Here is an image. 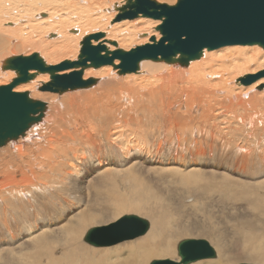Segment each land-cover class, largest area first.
<instances>
[{"label":"bare ground","instance_id":"bare-ground-1","mask_svg":"<svg viewBox=\"0 0 264 264\" xmlns=\"http://www.w3.org/2000/svg\"><path fill=\"white\" fill-rule=\"evenodd\" d=\"M60 2L64 0H0V81H4L0 82V86L16 77L15 70L4 69L3 65L7 58L19 55L17 52L20 51L22 55L37 51L49 64H57L66 58L74 60L78 58L86 36L98 30H104L101 32L105 35L99 41L93 39V44L105 41L110 50L116 47L108 42L114 40L106 37L109 33L125 50H130L131 44L150 42L142 40L141 36L144 30H147L146 34L154 30L151 18L131 22L127 19L124 23L111 24L124 0H78L62 5ZM115 10L118 11L116 15ZM41 16H45L46 20L38 22ZM22 20L26 21V25H22ZM160 37L161 33L157 34V38ZM118 61L115 63L120 64ZM262 67L263 48L232 45L205 50L200 59L192 60L188 66L147 59L141 61L137 73H121L120 69L115 71L110 66L89 67L84 71V78L94 76L96 82L61 95L42 90V86L50 80L48 73L30 70L37 73L36 79L21 83L24 85L14 90L29 91L33 99L46 100L43 121L0 149V220L9 229L1 214L18 217L20 212L31 211L33 215L51 218L50 221L36 218L34 225L24 226L30 234L27 238L33 239L31 243L38 236H42L41 242H44L34 243L36 250L33 257H25L24 264H151L154 258L180 262L179 252L174 256L172 240L157 233L156 229L120 250L98 252L103 258L85 260L83 252L86 250L90 254L91 251L81 241L84 228L100 222L111 224L130 211L142 210L145 207L142 204L144 198L158 200L160 204L163 199L161 192L152 189L149 184L144 185V180L138 176L143 164L153 162L151 171L169 179L179 178L185 183L202 179L206 165H187L184 160L166 158L161 155L162 145L154 151L146 149L145 145L151 142L144 132L165 138L176 136L179 142L183 135L189 133L193 144L201 147L197 155H205L206 149L212 151L214 143L206 138L205 144H201L204 138H198L199 134L212 139L221 138V131L213 124L218 120L217 112L221 111L220 116L226 115L230 120V131L222 137L228 145L229 142L239 144L232 138L240 136H228L232 128L238 131L241 126L251 130L247 138L258 139V144L264 142V134H261L264 133V90L244 87L237 82L238 77L250 71L256 73ZM263 82L264 78L260 83ZM245 144L255 146L250 140ZM262 148L264 151V145ZM242 151L246 154L244 148ZM214 175L217 173L214 172ZM131 177H134L133 183ZM216 177H221L218 182L228 179L237 181L238 189L255 187L249 182L238 181L232 170ZM260 178L257 187L264 191V176ZM108 184H117L124 190L101 187ZM68 192L70 194L64 196ZM28 195V199L24 197ZM92 196L101 203L111 202L116 207L114 218L105 220L104 216L98 217L94 213H79L69 218L68 227L54 238V242L46 239L47 232L53 227L51 223L79 209L82 201L89 208ZM40 200L41 204H38ZM50 201H57L60 208H52ZM30 215L22 217L30 219ZM118 215L121 216L116 218ZM173 219L170 229L178 224ZM180 234L182 231L178 232ZM210 235L214 237L213 233ZM9 236L16 239L12 231ZM244 238L247 239V246L239 256L244 254V259L264 264V234L246 232ZM47 242L49 245L45 244ZM16 243L7 245L14 246ZM214 245L217 259L205 258L192 263L233 264L222 252L220 238ZM1 246L5 245L1 243ZM59 251L61 256L57 254Z\"/></svg>","mask_w":264,"mask_h":264},{"label":"rangeland","instance_id":"rangeland-1","mask_svg":"<svg viewBox=\"0 0 264 264\" xmlns=\"http://www.w3.org/2000/svg\"><path fill=\"white\" fill-rule=\"evenodd\" d=\"M71 1H78V0H64V2H60L59 4L61 5L67 4L68 2ZM157 1L165 2L169 4H174L177 2V0H157ZM114 13L116 15L118 11L115 10ZM144 19L145 17L143 19L138 17L135 19H131V20L128 19V20L131 22L132 20L138 21ZM45 20L46 17L41 16L38 22ZM128 20L126 19V21ZM113 21H115V23ZM150 21L152 22L154 21V24L156 25L155 26L153 24L154 30H156V27L162 23L161 20L156 21L155 19H151ZM124 22L125 20H120V21L117 20L116 16L115 18L113 17L111 20L112 25L117 23H124ZM21 23L22 25H26L25 20H22ZM154 30L145 36H141V39L142 40L144 39V41L148 42L151 35H153L155 32H156L155 35L160 33L158 30L156 31ZM101 31L104 30L94 31V33ZM144 31L142 32V34H145L147 32V30L145 32ZM105 32L108 31L105 30ZM71 33L77 34L76 32H71ZM106 37L107 38L112 37V39L118 41L110 33ZM141 43L144 44L143 42ZM12 44L14 45V43ZM137 44L140 45V43L131 44L130 48L134 47ZM21 52L22 51L17 52V54H20ZM118 63H120V61H118ZM170 64H179V63L176 62ZM105 66H110L112 67V69L114 68L113 70L119 71V68L117 69L112 65H105ZM182 66H188V65H182ZM262 72H264V67L259 68L256 73L252 71L247 72L244 75L238 77L237 82L239 81L240 83H242L244 87L245 86L249 88L256 87L258 89L260 88L264 90V84H263L264 82L260 83V81L264 78V75L260 76L257 80H255L250 84H245L241 82V78L245 77L247 74H260ZM90 78L97 79L94 76H91L88 79ZM0 82H4V81L2 80ZM23 85H20L19 87H17V89L22 87ZM24 90H29V89L24 88ZM66 92H70V91H66ZM66 92L58 93V95L65 94ZM50 93H54V92H50ZM43 101L46 102V100ZM217 113H218L217 114L218 120L213 121V124L216 125L217 130L219 129L221 131L219 134L221 138L213 137L212 139L211 137H208L204 134H199L198 137V138H204L202 139L203 142L201 144L203 143L205 144L206 138H208L209 142L214 143V148L212 149V151L206 149L207 152L205 155H197V152L201 151V147H198V145L193 144L191 140V138L193 137L189 133H186L185 135L182 134L183 138L181 142H179L176 136L173 138H165L163 135H161L162 137H160L155 134L150 135L148 132H144L146 139L148 138L147 140L148 141L150 140L151 142L148 143V145L147 144L145 145L146 149L150 151H154L159 148V145L160 146L162 145V148L160 147L161 155L166 158H176L180 161L184 160V162H186L187 165H189L190 163H202L207 167H206V172L201 177L202 179H199L198 181L194 180L189 183L188 182L185 183L186 181H183L179 178L169 179L167 177L160 176L158 173H155L154 171H151L150 165H152L153 162L143 164L141 166V171L138 174V176L144 180L143 182L144 185L149 184L150 187L152 186L151 187L152 189L154 188L157 192L158 191L161 192L160 193L161 199L162 198L163 199L159 204L158 200H147L146 198H144L142 204H145V207L142 210L139 208L138 211H130L129 214H136V215L139 214V216L148 219L150 221V230L148 231V233L152 232L153 229H156L157 233L159 232V234L163 235L164 237H167V239L172 240V244L174 246L173 249L174 256L178 255L177 246L181 240L187 238L206 239L211 243L212 246H215L214 245L215 241L220 238L222 242L221 250L225 255L228 256L230 262H232L233 264H238L243 262L257 264L260 262L258 261L253 262L244 259V254H242L241 256L239 255L244 249V247L247 246V242H246L247 239L244 238V233L249 232L250 234L260 235V236L264 234V191L258 189L257 187L258 177L261 176L262 178L264 176V151L262 148L264 142L258 144V139H254L253 137L247 138V135L248 133L251 132V130L245 126H241L238 128V131H236L235 128H232L228 136L230 137L233 134L240 136V138L238 139L232 138L238 141L239 144L233 145V143L229 142L228 145V143L226 142L227 140L222 137H224V135L230 131L229 130L230 120L226 115L220 116V114H222L221 111H218ZM258 132H259V127H258ZM247 140L253 141L255 143V146H250V145L248 146V144H245ZM243 148L245 149L246 154L243 153L242 151ZM224 170L234 171L235 178L238 179V181L239 180L244 181V183L249 182L255 187L250 186V188L238 189L236 185L237 181L231 179H228L227 181H223V182L222 181L218 182L221 179V177H216V176H221L223 173H225ZM214 172H216L217 175H214ZM131 181L133 183L134 177H131ZM101 187H111V188L119 187L120 191L124 190L121 189V187L117 184H108V185H103ZM256 187L258 190L256 189ZM136 191L138 192V194H140L139 190ZM69 194L70 192H68V194H64V196L67 197ZM51 196L52 195H50V197ZM94 196H92V204L91 206H89V208H86L85 202L82 201L80 202L79 209L72 210L68 213V216L66 218L51 223L50 225L53 227L49 232H47L48 234L46 239H49V241L54 242V238L57 237V235L60 233L63 234L66 228L68 227L69 218L79 213H85V214L94 213L98 217L104 216L105 220L111 219L115 215L114 210L116 207L113 204H111V202L101 203ZM12 197L15 198V195H11V198ZM24 197L28 199L29 195ZM38 204H41V200L38 202ZM100 204H104V205L101 206ZM50 206L52 208H60L57 201L50 203ZM89 209L91 210L89 211ZM23 215H27L28 217L30 215L31 218L26 219L22 217ZM121 215H118L116 218H118ZM19 216L21 218H19ZM42 216L38 214L33 215V212L31 211L29 212L26 211L25 213L20 212L18 214V217L17 215L14 214L6 215V216L4 214H1V217L3 218L5 223L8 224L9 229L0 220V242L5 245L3 247L2 246L0 247V264H24L25 257L29 255H32L33 257V253L36 250L35 248L36 245L34 243L36 242L44 243V242H41L42 236H38V238H36V241L34 243H31V241L33 242V239L31 240L30 239L31 237L27 238V236H30V234L29 231L24 228V226L29 225L30 223L31 225H34L36 218L44 219L46 221L51 220V218L42 217ZM173 218L178 221V224L173 226L174 227L173 229H170L169 227L171 226V222ZM115 219H113V221ZM159 220H161V222H159ZM108 223L100 222L96 224H89L84 228V233L81 241L83 245L86 247V249L91 251L90 254L87 253L86 250L85 252H83L85 260H88L90 258L92 260H96L97 258H103L102 255L98 252L106 253L114 249L120 250L124 246L134 243L138 240H141L143 237L148 235V233H146L145 235L137 237L135 239L126 240L115 245L104 246V247H97L91 245L84 240L85 234L90 228ZM42 226L43 225H40V227ZM10 231L16 234V239L10 238L9 236ZM172 231H174V234H172ZM179 231H182V234L178 235ZM210 233H213L214 237H212L213 235H210ZM18 240L20 241L17 244L16 242ZM8 243L11 244L16 243V244L14 246H8L7 245ZM45 244H48V242ZM95 249L96 250L98 249L96 253H94L96 251ZM246 253L248 254V252ZM57 254L58 256H61L62 252L59 251ZM217 258L218 257H216V259ZM154 259H163V258H154ZM209 259H214V258H209Z\"/></svg>","mask_w":264,"mask_h":264},{"label":"water","instance_id":"water-1","mask_svg":"<svg viewBox=\"0 0 264 264\" xmlns=\"http://www.w3.org/2000/svg\"><path fill=\"white\" fill-rule=\"evenodd\" d=\"M124 2L117 20L138 17L162 20L156 27L161 37L158 39L153 34L150 42L130 50L119 47L117 41L108 40L116 47L110 50L105 41L93 44V39L99 41L105 35L97 32L86 36L78 58L74 60L49 64L37 51L6 59L4 69L15 70L17 75L8 84L0 86V148L40 122L46 113L45 101L33 99L29 91L14 90L21 83L34 79L37 73L50 75L42 90L64 93L96 82L95 78H84V71L89 67L112 65L119 67L121 73H131L137 72L141 61L147 59L188 65L192 60L200 59L205 50L232 45H257L264 49V0H177L174 4L157 0ZM117 59L120 64L115 63ZM33 69L37 73H31ZM68 69L70 71L66 72ZM262 75L264 72L247 74L241 82L250 84ZM149 229L148 219L125 214L111 224L90 228L84 240L97 247L111 246L143 236ZM178 252L180 262L156 259L151 264H190L217 256L208 240L197 238L181 240Z\"/></svg>","mask_w":264,"mask_h":264}]
</instances>
